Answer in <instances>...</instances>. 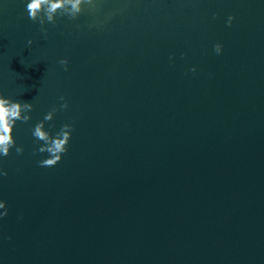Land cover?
I'll return each mask as SVG.
<instances>
[{
    "label": "water",
    "instance_id": "95a60500",
    "mask_svg": "<svg viewBox=\"0 0 264 264\" xmlns=\"http://www.w3.org/2000/svg\"><path fill=\"white\" fill-rule=\"evenodd\" d=\"M28 2L0 0V95L33 104L0 264H264V0H94L46 37ZM53 106L74 127L41 167Z\"/></svg>",
    "mask_w": 264,
    "mask_h": 264
},
{
    "label": "clouds",
    "instance_id": "9594fccd",
    "mask_svg": "<svg viewBox=\"0 0 264 264\" xmlns=\"http://www.w3.org/2000/svg\"><path fill=\"white\" fill-rule=\"evenodd\" d=\"M88 5L90 8H95L94 0H29L26 5L29 18L33 21H39L40 30L46 34L48 28L45 27L46 22H50L53 25L56 24V16L67 15L69 19H75L83 10L84 5ZM234 17L230 15L227 20V24L230 26ZM28 44H32V40H28ZM214 51L216 54L222 52V44L217 42L214 44ZM59 63L67 70L68 59L62 58ZM196 71L195 66L191 69ZM62 104L59 105V109H67L68 102L63 95L59 97ZM33 104L31 102H22L18 100H12L9 97L0 95V155L8 156L10 149L15 146L17 154H22L24 148L17 146L15 138L13 136V128L17 121L28 122L31 119V110ZM58 108L53 106L50 111L46 113L44 119L37 122L32 130V135L38 140L43 141V144L39 148L34 150L35 153H48L47 158L38 161L41 167H53L62 158V155L67 152L68 144L72 135L73 125L64 123L59 131L53 136L45 128V122L53 119L54 114ZM0 175L7 176V170L0 168ZM0 209H4L0 212V217L7 215L6 201L0 199Z\"/></svg>",
    "mask_w": 264,
    "mask_h": 264
}]
</instances>
